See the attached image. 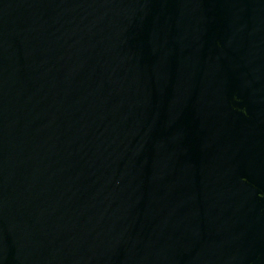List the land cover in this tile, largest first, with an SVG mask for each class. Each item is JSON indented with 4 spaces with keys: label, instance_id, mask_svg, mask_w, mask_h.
I'll list each match as a JSON object with an SVG mask.
<instances>
[{
    "label": "water",
    "instance_id": "95a60500",
    "mask_svg": "<svg viewBox=\"0 0 264 264\" xmlns=\"http://www.w3.org/2000/svg\"><path fill=\"white\" fill-rule=\"evenodd\" d=\"M0 264H264V0H0Z\"/></svg>",
    "mask_w": 264,
    "mask_h": 264
}]
</instances>
